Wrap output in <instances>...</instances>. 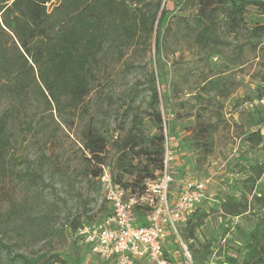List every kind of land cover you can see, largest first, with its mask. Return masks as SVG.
<instances>
[{
	"label": "rangeland",
	"instance_id": "rangeland-1",
	"mask_svg": "<svg viewBox=\"0 0 264 264\" xmlns=\"http://www.w3.org/2000/svg\"><path fill=\"white\" fill-rule=\"evenodd\" d=\"M39 1L0 0V117H7L12 145L0 162V241L11 251L6 257L0 248V264H18L19 257L41 263L52 255L66 264H112L91 253L71 227L73 220L83 224L101 219L108 206L99 184L85 174L80 115L49 110L34 82V60L89 0H49L36 23L31 9ZM196 9L186 4L175 10L159 55L155 33L138 46L111 50L88 106L92 121L106 131L110 168L121 127L130 123L125 113L137 114L146 135L153 134L152 115L145 111L154 75L162 132L174 156L171 194L192 182L202 184L204 194L197 208L205 216L194 240L184 239L185 224L180 223L177 237L168 232L164 253L174 264H185L186 253L193 260L191 251L200 254L210 242L212 255L205 264H225L224 256L241 243L237 227L251 231L253 217L224 218L217 208L222 199L238 195L241 167L264 160L260 148L245 141L264 124V31L259 37L253 34L255 27H264V15L248 7L240 26L234 32L220 28L221 43L213 45L195 39ZM31 65L34 73H28ZM21 79L26 84L19 95L10 88ZM198 123L214 129L209 151L194 138ZM25 161L38 171L37 180L23 179ZM257 185L264 191V176ZM24 215L45 217L46 222L37 231L25 230Z\"/></svg>",
	"mask_w": 264,
	"mask_h": 264
},
{
	"label": "trees",
	"instance_id": "trees-1",
	"mask_svg": "<svg viewBox=\"0 0 264 264\" xmlns=\"http://www.w3.org/2000/svg\"><path fill=\"white\" fill-rule=\"evenodd\" d=\"M48 1L40 0L39 6L31 9L32 19L36 23L45 14V4ZM186 4L197 8L193 19L195 39L203 44H220L218 30L224 26L234 32L250 6L256 7L264 15V0H89L82 10L68 18L56 36L49 41L43 56L34 60L37 75L35 86L46 107L49 110L53 108L59 114L79 113L81 128L78 135L85 174L97 184L102 175L101 167L106 166L108 159V141L106 131L92 121L88 105L92 88L99 81V73L106 68L107 56L113 49L120 52V49L138 46L140 41L152 37L153 33L155 53L159 55L164 32L169 30V20L176 9ZM263 31V26L255 27L253 34L259 37ZM34 66H29L28 73H34ZM25 84L21 79L10 90L15 89L21 95ZM148 90L150 99L145 112L152 115L153 134L146 135L141 117L125 113L124 118L130 120V123L127 128L125 124L121 127L115 142V155L111 161L113 183L128 195L142 194L145 182L157 178L163 168L165 139L154 75H151ZM260 127L249 133L245 141L249 146L259 147L264 154V135L259 131ZM213 131L212 126L199 123L193 131L197 143L202 144L206 151L211 150ZM203 138L208 140L203 142ZM11 146L7 117L1 116L0 162ZM12 160L16 162L14 158ZM240 173L244 175V179L237 182L238 195L222 199L217 211L222 217L230 219L251 215L253 226L249 232L240 231L237 227L241 243L231 254L224 256V263L264 264V191L258 189L257 185L264 175V160L241 167ZM38 176V171L32 169V162L25 161L23 179L33 182ZM146 215L145 210L137 209V224H143ZM203 216L205 212L200 208H196L189 215L184 223L186 241L194 240L195 232L203 224ZM21 222L25 225V230L37 231L46 220L45 217L24 215ZM81 225L82 223L78 224L73 220L72 231L76 233ZM224 230L227 232V229ZM212 247L207 242L200 254L191 251L193 264H205L212 255ZM0 248L5 250L6 257H10L9 245L0 241ZM165 256L167 257L166 254ZM17 262L66 264L58 255H52L41 263H32L24 257H19Z\"/></svg>",
	"mask_w": 264,
	"mask_h": 264
},
{
	"label": "built area",
	"instance_id": "built-area-1",
	"mask_svg": "<svg viewBox=\"0 0 264 264\" xmlns=\"http://www.w3.org/2000/svg\"><path fill=\"white\" fill-rule=\"evenodd\" d=\"M259 131L264 135V126ZM163 148V168L157 178L145 182L142 194L128 195L119 190L110 168L101 167L98 181L107 212L97 221L83 223L75 233L94 255L112 264H174L163 249L167 233L178 236V225L187 222L204 200V194L203 185L192 182L183 183L178 196L172 197L170 167L174 156L167 137ZM137 209L147 212L143 224H137ZM185 264H193L187 253Z\"/></svg>",
	"mask_w": 264,
	"mask_h": 264
},
{
	"label": "crops",
	"instance_id": "crops-1",
	"mask_svg": "<svg viewBox=\"0 0 264 264\" xmlns=\"http://www.w3.org/2000/svg\"><path fill=\"white\" fill-rule=\"evenodd\" d=\"M181 190V189H180ZM172 195V194H171ZM178 196V194L176 195V196H172V197H177ZM168 234V233H167ZM167 238V237H166ZM164 249V248H163ZM169 259L171 260V256L169 257ZM172 261V260H171ZM173 262V261H172ZM174 263V262H173Z\"/></svg>",
	"mask_w": 264,
	"mask_h": 264
}]
</instances>
